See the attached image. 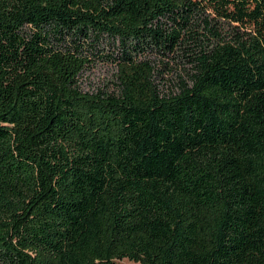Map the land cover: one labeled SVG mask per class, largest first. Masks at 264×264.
Here are the masks:
<instances>
[{"label": "trees", "instance_id": "obj_1", "mask_svg": "<svg viewBox=\"0 0 264 264\" xmlns=\"http://www.w3.org/2000/svg\"><path fill=\"white\" fill-rule=\"evenodd\" d=\"M124 259L264 264V0H0V264Z\"/></svg>", "mask_w": 264, "mask_h": 264}, {"label": "rangeland", "instance_id": "obj_2", "mask_svg": "<svg viewBox=\"0 0 264 264\" xmlns=\"http://www.w3.org/2000/svg\"><path fill=\"white\" fill-rule=\"evenodd\" d=\"M203 19L207 18L211 24H215L217 30H219L221 36H229L232 32V27L228 24L221 22L215 23L211 21L207 15L202 16ZM201 28V26H200ZM154 62V67L157 72V82L159 83V89L164 94H176L179 91L180 80H184L187 84L190 83L189 78L183 69L185 68L181 64L174 63L171 59L150 58ZM162 61V62H160ZM162 63L167 64L166 68H163ZM192 71V70H191ZM118 73L116 65L111 62L103 61L95 63L91 68L83 74L82 77V89L84 92L94 94L98 90L107 91L109 93L116 91V75ZM116 264H136L129 262L128 260L116 261Z\"/></svg>", "mask_w": 264, "mask_h": 264}]
</instances>
